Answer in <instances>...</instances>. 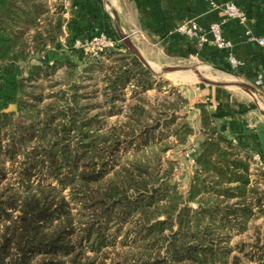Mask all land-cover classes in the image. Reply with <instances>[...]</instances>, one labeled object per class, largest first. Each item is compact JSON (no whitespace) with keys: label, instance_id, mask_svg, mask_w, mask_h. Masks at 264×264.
I'll return each mask as SVG.
<instances>
[{"label":"rangeland","instance_id":"obj_1","mask_svg":"<svg viewBox=\"0 0 264 264\" xmlns=\"http://www.w3.org/2000/svg\"><path fill=\"white\" fill-rule=\"evenodd\" d=\"M42 3L44 11L36 17L35 24L25 23L22 28L28 63L37 64L41 58L48 66L36 71L35 77L28 82L26 89L29 93L25 98L32 105L26 108L29 113L18 119L25 124L34 122L39 128L47 116L52 126H68L71 122L88 136L95 132L106 134L104 177L114 176L116 172L124 174L125 171L119 172V169L122 166L129 168L134 160H148L149 168L154 169L157 177L166 176L177 186L185 199L182 204L197 210L200 219L198 229L206 232L208 252L216 256L215 263L252 264L246 254L256 250V240L258 245L264 242V150L260 140L243 143L237 136L242 133L239 127L227 137L232 145L227 148L247 164L249 182L243 192L236 189V182L216 184V174L212 171L197 172L195 161L191 162L186 153L196 144L198 150L192 154L194 158L205 134L209 133L206 127L215 124L214 117L209 114L212 123L210 121L205 129L202 126L201 106L205 104V110H209L203 101L208 94L219 93V97L224 91L245 94L255 103L250 109L251 116L257 124L264 126V102L258 90L260 83L242 78L233 69L207 65L196 58L144 59L150 65L149 69L120 37H115L120 41L114 48L94 54L85 53L83 44L87 39L72 37L68 31L73 19L66 14L71 6L69 1L42 0ZM126 48L130 51L128 57ZM132 56L149 71L148 77L142 84L131 80L108 88L107 76L112 75L110 66L132 62ZM247 82L248 85L245 84ZM139 107L146 111L142 114ZM182 121L188 123L192 132L184 142H178L173 130ZM250 122L257 133L261 132L252 119ZM76 135L75 128V133L70 132L65 140L72 151L79 153L83 144L79 141L80 135ZM164 145L170 147L161 149ZM222 145L228 146L224 142ZM99 148L103 149V144ZM23 154L22 147H17L16 157H5V162L1 163L0 174L4 173L0 179L1 200L6 199L10 188L18 186ZM88 154L85 156H90ZM40 158L46 159L44 156ZM36 161L39 164L40 161L34 159L31 165ZM48 164L45 161L43 168L31 170H39L31 181L60 187L49 178L37 179L48 172ZM86 164L89 166L85 169L93 171L91 162ZM81 168L80 163L78 171ZM62 172L70 174V169L63 168ZM192 185L198 186L199 191L195 199L188 201L186 197ZM62 190L68 195L67 187ZM162 203L163 199H160L158 204ZM76 212L77 208L73 207L72 213ZM139 219L136 214L128 216L125 221H108L102 229L106 238L101 254L104 264H139L146 260L149 264H171L164 249L152 243L145 231L142 230L143 237H140L143 225Z\"/></svg>","mask_w":264,"mask_h":264},{"label":"trees","instance_id":"obj_2","mask_svg":"<svg viewBox=\"0 0 264 264\" xmlns=\"http://www.w3.org/2000/svg\"><path fill=\"white\" fill-rule=\"evenodd\" d=\"M43 8L42 0H0V166L5 157H16L17 147L24 151L18 186L10 188L6 199H0V264H104L101 254L106 238L102 229L109 220L125 221L136 214L143 225L140 237H143L142 230L145 231L152 243L164 249L171 264H216V256L208 252L206 232L198 229L197 210L182 204L185 199L177 186L166 176L157 177L154 169L149 168L148 160H134L129 168L119 169L124 174L116 172L114 176L104 177L106 134L95 132L88 136L71 122L68 126H52L47 116L39 128L34 122L25 124L18 119L28 114L26 108L32 105L25 98L29 93L28 82L36 71L48 66L41 58L37 64L28 63L22 28L25 23L34 25ZM126 53L128 57L127 48ZM131 59L132 62L110 66L108 88L131 80L142 84L148 77L149 71L138 59L133 56ZM9 103L17 104L19 115L2 111ZM201 107L204 128L211 120ZM138 109L142 114L146 111L144 107ZM75 128L83 144L79 153L72 151L65 140L70 132L75 133ZM206 128L209 133L205 134L194 157L197 172L212 171L216 174V184L236 182V189L245 191L249 182L246 162L227 148L232 145L214 126ZM173 132L178 142H184L192 128L182 121ZM169 147L164 145L161 149ZM43 156L45 160L40 158ZM34 159L39 164L36 161L31 165ZM45 161L49 162L48 172L37 179L49 178L60 187L31 181L39 172L31 170L43 168ZM88 161L93 171L85 169ZM80 163L82 168L78 171ZM66 167L70 174L62 172ZM2 174L0 179L4 177ZM66 187L68 195L62 190ZM198 191V186L192 185L186 197L188 201L195 199ZM160 199H163L161 205ZM73 207L77 208L76 213H72ZM258 243L256 240L255 251L246 254L252 264H264V242ZM149 263L146 260L139 264Z\"/></svg>","mask_w":264,"mask_h":264},{"label":"crops","instance_id":"obj_3","mask_svg":"<svg viewBox=\"0 0 264 264\" xmlns=\"http://www.w3.org/2000/svg\"><path fill=\"white\" fill-rule=\"evenodd\" d=\"M68 1L71 6L66 14L73 18L68 27L72 37L84 41L98 32L110 38L126 34L147 60L155 57L160 61L196 58L207 65L233 69L242 78L259 81L258 90L264 102V77L260 75L264 54L261 46L250 37L264 36V0H214L219 4L217 8H212L205 0ZM230 2L246 12L244 23L226 18L223 8ZM189 21L196 22L202 29H208L211 22H218L223 37L232 44L231 53L243 63L232 67L225 52L213 45L210 34L208 41L200 44L176 31L178 25ZM218 95L208 94L203 100L209 109L206 108L208 115L214 117L215 124L212 125L216 131L229 142L228 134L239 127L242 133L237 136L243 143H256L259 139L264 150V126L257 124L250 112L254 101L240 92L224 91L222 97ZM202 106L206 107L205 104ZM249 118L261 132L257 133Z\"/></svg>","mask_w":264,"mask_h":264},{"label":"built area","instance_id":"obj_4","mask_svg":"<svg viewBox=\"0 0 264 264\" xmlns=\"http://www.w3.org/2000/svg\"><path fill=\"white\" fill-rule=\"evenodd\" d=\"M212 8L219 7L214 0H205ZM224 15L227 19H235L239 23H244L247 20L246 12L241 9L238 5L230 2L223 8ZM176 31L182 35H185L189 38L196 39L200 44H203L208 41L207 35L210 34L212 37L213 45L221 51H224L226 54V59L232 67H238L243 62L237 59L230 51L232 44L230 40L226 39L222 35L221 26L218 22H211L208 26V29H202L196 22L189 21L184 22L177 26ZM250 33V32H247ZM255 39L256 42L261 46L262 52L264 54V36H250ZM120 40H115V38H110L106 36L103 32H100L96 35L91 36L84 44L83 49L85 53L94 54L96 52H101L105 49L114 48ZM260 75L264 77V66L261 68ZM259 83V81H256ZM198 146L196 144L192 145L186 156H188L191 162H194L192 154L196 153Z\"/></svg>","mask_w":264,"mask_h":264},{"label":"water","instance_id":"obj_5","mask_svg":"<svg viewBox=\"0 0 264 264\" xmlns=\"http://www.w3.org/2000/svg\"><path fill=\"white\" fill-rule=\"evenodd\" d=\"M119 37L123 40V43L141 60L144 66L150 69L151 68L150 65L144 60L142 56H140V53L138 52L136 46L132 43L130 38L126 34H120ZM245 84L248 85V82ZM2 111L3 112H14L15 114H18L17 104L9 103L8 106L4 108Z\"/></svg>","mask_w":264,"mask_h":264},{"label":"bare ground","instance_id":"obj_6","mask_svg":"<svg viewBox=\"0 0 264 264\" xmlns=\"http://www.w3.org/2000/svg\"><path fill=\"white\" fill-rule=\"evenodd\" d=\"M197 72H199L198 70H196ZM200 73V72H199Z\"/></svg>","mask_w":264,"mask_h":264}]
</instances>
